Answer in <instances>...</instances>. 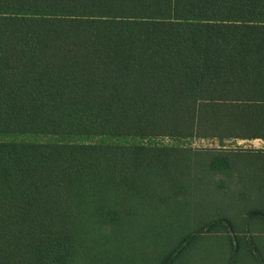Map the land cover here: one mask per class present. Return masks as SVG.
I'll list each match as a JSON object with an SVG mask.
<instances>
[{
    "label": "trees",
    "instance_id": "1",
    "mask_svg": "<svg viewBox=\"0 0 264 264\" xmlns=\"http://www.w3.org/2000/svg\"><path fill=\"white\" fill-rule=\"evenodd\" d=\"M190 137L264 140V0H0V264H77L124 241L192 175L183 150L148 142ZM216 152L220 190H264V150ZM254 220L264 208L242 240L230 218L207 222L160 264L221 227L224 264H264Z\"/></svg>",
    "mask_w": 264,
    "mask_h": 264
},
{
    "label": "rangeland",
    "instance_id": "2",
    "mask_svg": "<svg viewBox=\"0 0 264 264\" xmlns=\"http://www.w3.org/2000/svg\"><path fill=\"white\" fill-rule=\"evenodd\" d=\"M38 141H56V138L40 137ZM239 142V141H238ZM236 142L234 140L220 143L217 139H204L201 137L190 138H159L148 143L156 146L180 148L183 154L190 159L188 169L192 175L188 177L185 172L181 180L187 185V194H180L173 198L169 205L153 204L151 211L139 210L137 223L143 220L144 224L133 229H126L122 234V242L98 241V248L89 254L85 261L77 264H160L166 253L174 248L187 234L198 230L207 222L230 218L236 228L238 237L244 239L242 223L248 210L264 208V190H253L256 184L246 193V197L238 198L220 190L218 185L223 180L221 177L210 175L207 169L209 152L226 150H249V142ZM179 170L185 169L179 163ZM176 179L169 178L167 184H175L178 178V165L175 167ZM196 172V173H195ZM255 181L256 179L253 178ZM225 187V186H224ZM236 188V186H234ZM229 185V190H234ZM245 194V195H246ZM159 199V198H156ZM149 208V206H147ZM140 218V219H139ZM252 233L256 239L264 235V227L260 220H254ZM135 223V224H137ZM261 223V225H260ZM133 227V226H132ZM224 228L203 235L193 241L174 264H218V260L226 262L230 253V242ZM105 242V243H104ZM100 251H104L103 256ZM96 254V255H95ZM97 256V257H96Z\"/></svg>",
    "mask_w": 264,
    "mask_h": 264
},
{
    "label": "crops",
    "instance_id": "3",
    "mask_svg": "<svg viewBox=\"0 0 264 264\" xmlns=\"http://www.w3.org/2000/svg\"><path fill=\"white\" fill-rule=\"evenodd\" d=\"M230 141V140H229ZM236 142H242V141H245V142H249V144H251V146H249V150H264V140L262 139H250V140H242V139H239V140H234ZM238 142V143H239ZM262 244H264V240L262 241Z\"/></svg>",
    "mask_w": 264,
    "mask_h": 264
}]
</instances>
